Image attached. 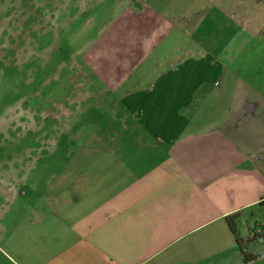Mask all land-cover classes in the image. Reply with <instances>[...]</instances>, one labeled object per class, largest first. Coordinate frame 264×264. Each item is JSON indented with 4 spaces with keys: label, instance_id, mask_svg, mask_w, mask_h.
Wrapping results in <instances>:
<instances>
[{
    "label": "crops",
    "instance_id": "1",
    "mask_svg": "<svg viewBox=\"0 0 264 264\" xmlns=\"http://www.w3.org/2000/svg\"><path fill=\"white\" fill-rule=\"evenodd\" d=\"M83 53L69 157L4 191L7 264H264V0L124 1Z\"/></svg>",
    "mask_w": 264,
    "mask_h": 264
},
{
    "label": "rangeland",
    "instance_id": "2",
    "mask_svg": "<svg viewBox=\"0 0 264 264\" xmlns=\"http://www.w3.org/2000/svg\"><path fill=\"white\" fill-rule=\"evenodd\" d=\"M124 1L0 0V264H7L2 238L16 203L4 191L23 183L36 192L42 176L60 171L48 162L69 157L76 98L90 92L80 80L89 71L80 68L83 52ZM85 108L89 115L96 107ZM32 199L19 196L17 204Z\"/></svg>",
    "mask_w": 264,
    "mask_h": 264
},
{
    "label": "trees",
    "instance_id": "3",
    "mask_svg": "<svg viewBox=\"0 0 264 264\" xmlns=\"http://www.w3.org/2000/svg\"><path fill=\"white\" fill-rule=\"evenodd\" d=\"M239 218V215L236 213L232 216H229L227 217V221L229 223V227L231 228L232 232L236 235L237 237V243H238V246H239V249H240V252H241V255L243 257V261L244 262H249L252 258H253V255H248L247 253V245L248 243L250 242V240H247V241H243L239 234H238V231H237V227H236V224H235V220ZM254 236H257V234L254 233Z\"/></svg>",
    "mask_w": 264,
    "mask_h": 264
},
{
    "label": "built area",
    "instance_id": "4",
    "mask_svg": "<svg viewBox=\"0 0 264 264\" xmlns=\"http://www.w3.org/2000/svg\"><path fill=\"white\" fill-rule=\"evenodd\" d=\"M253 236H254V233H253Z\"/></svg>",
    "mask_w": 264,
    "mask_h": 264
}]
</instances>
